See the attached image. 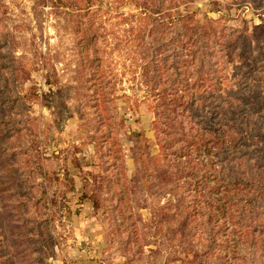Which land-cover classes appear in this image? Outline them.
I'll return each instance as SVG.
<instances>
[{"label":"rangeland","instance_id":"1","mask_svg":"<svg viewBox=\"0 0 264 264\" xmlns=\"http://www.w3.org/2000/svg\"><path fill=\"white\" fill-rule=\"evenodd\" d=\"M212 1H180L179 8L195 21L222 17L234 27L246 21L251 28L264 19L248 0ZM69 2L0 0V28L18 71L10 94L22 97L23 117L36 135L34 157L20 155L18 161L31 169V185L44 181L50 189L65 171L75 183V191L62 187L50 211L55 244L48 263L241 264L232 257L230 240L241 234L255 244L253 262L264 264V239L252 227L231 225L228 215L219 218L224 228L208 246L199 223L186 217L180 190L168 180L169 156L142 77L141 8L131 0H97L89 14L77 16ZM83 26L95 34L88 51L78 32ZM87 53L99 58L95 75L110 81L105 91L114 119L106 124L99 121L106 109L99 107V113L91 100ZM134 130L144 134L141 149ZM0 264H15L2 230Z\"/></svg>","mask_w":264,"mask_h":264},{"label":"trees","instance_id":"2","mask_svg":"<svg viewBox=\"0 0 264 264\" xmlns=\"http://www.w3.org/2000/svg\"><path fill=\"white\" fill-rule=\"evenodd\" d=\"M96 1L70 0L67 6L77 16L87 15ZM180 1L131 0L142 11L137 36L142 77L155 101L161 147L169 156L168 180L180 190L185 215L199 223L208 246L216 243V234L224 228L218 223L224 215L233 226L252 227L263 240L264 19L251 28L246 21L242 27H234L222 17L207 15L199 22L180 10ZM248 2L261 9L260 16L264 14V0ZM2 12L0 3V26ZM2 31L0 28V230L15 264H49L47 256L55 244L49 214L63 196L62 187L75 191V183L65 171L50 189L44 181L29 184L31 169L18 156L34 157L36 135L23 117L22 97L10 94L9 86L18 71ZM78 32L88 51L95 34L84 26ZM84 59L93 106L98 112L99 107L106 109V117L99 114L100 123L106 124L107 119H114L105 91L110 81L95 75L97 67L92 66L99 58L87 53ZM133 136L141 149L143 132L134 130ZM28 212L31 214L26 215ZM65 213L70 219L71 211ZM230 240L234 259L255 264L253 241L248 243L241 234ZM223 243L225 248L229 246L227 238Z\"/></svg>","mask_w":264,"mask_h":264},{"label":"crops","instance_id":"3","mask_svg":"<svg viewBox=\"0 0 264 264\" xmlns=\"http://www.w3.org/2000/svg\"><path fill=\"white\" fill-rule=\"evenodd\" d=\"M87 264H90V263H87Z\"/></svg>","mask_w":264,"mask_h":264}]
</instances>
